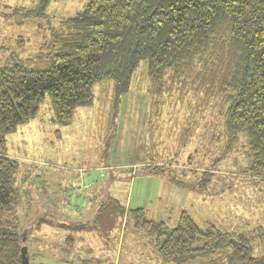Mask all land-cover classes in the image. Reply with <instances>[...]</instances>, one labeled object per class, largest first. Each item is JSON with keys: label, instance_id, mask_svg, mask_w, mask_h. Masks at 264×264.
<instances>
[{"label": "trees", "instance_id": "trees-1", "mask_svg": "<svg viewBox=\"0 0 264 264\" xmlns=\"http://www.w3.org/2000/svg\"><path fill=\"white\" fill-rule=\"evenodd\" d=\"M50 1L41 0L33 11L45 14ZM46 26L39 23L35 44L29 39L37 51L31 56L20 54L28 49L22 39L0 48V264H21L25 232L17 189L20 165L7 154V136L37 116L47 92L59 127L72 124L78 107L93 104V87L101 81L113 82L118 107L145 62L151 109L163 106L160 102L174 91L178 99L170 103L177 112L185 105H176L185 91L196 98L202 94L199 111L217 110L212 122L222 126L220 137L247 134L255 175L264 184V0H87L75 15ZM108 200L109 195L99 212ZM129 212L156 254L170 264H264V255L252 254L256 241L264 239L262 226L248 234L226 232L200 225L183 210L170 227L144 208ZM34 225L31 234L48 225L70 234L99 230L94 222L56 224L43 216ZM74 241L68 234L64 244ZM28 242L29 235L27 256L35 264Z\"/></svg>", "mask_w": 264, "mask_h": 264}, {"label": "rangeland", "instance_id": "rangeland-1", "mask_svg": "<svg viewBox=\"0 0 264 264\" xmlns=\"http://www.w3.org/2000/svg\"><path fill=\"white\" fill-rule=\"evenodd\" d=\"M40 2L0 0V48L15 45L17 38L28 47L20 52L23 57L35 54L29 39L34 44L39 40L34 35L39 23L57 26L82 10L87 0H51L45 14L37 15L33 10ZM133 85L117 107L113 82L95 84L93 104L78 107L66 127L54 124L47 92L37 116L17 128L14 145L7 136L12 158L20 165V228L29 235L33 263L170 264L135 227L129 212L135 208H144L151 219L170 227L183 210L200 225L210 223L226 232L248 234L264 227V184L255 175L247 134L232 140L220 137L222 126L212 122L217 110L199 111L200 93L196 98L185 91L176 103L185 104L178 112L172 104L178 99L176 91L159 109H151L146 62ZM107 195L110 200L99 212ZM41 216L56 224L94 222L99 230L68 231L75 239L69 246L64 244L67 232L55 225L31 234ZM252 254L264 255V239L256 241Z\"/></svg>", "mask_w": 264, "mask_h": 264}, {"label": "water", "instance_id": "water-1", "mask_svg": "<svg viewBox=\"0 0 264 264\" xmlns=\"http://www.w3.org/2000/svg\"><path fill=\"white\" fill-rule=\"evenodd\" d=\"M21 250H22V260L21 264H30L29 263V258L27 256L28 251H27V245H26V233H23L22 240H21Z\"/></svg>", "mask_w": 264, "mask_h": 264}, {"label": "crops", "instance_id": "crops-1", "mask_svg": "<svg viewBox=\"0 0 264 264\" xmlns=\"http://www.w3.org/2000/svg\"><path fill=\"white\" fill-rule=\"evenodd\" d=\"M22 126V125H21ZM17 133L18 132H15V133H13V134H11V135H9L10 136V146L11 145H14L15 143L12 141L13 140V136H15V135H17ZM8 136V137H9ZM8 137H7V140H6V147H7V154H8V156H10V157H15V156H13V154H12V152L9 150L10 149V147H9V142H8ZM15 141H16V138L14 139ZM17 140H19L18 139V137H17ZM89 185L91 184V183H88ZM91 186V185H90ZM90 186H86V187H90ZM89 194V193H88ZM90 196V195H89ZM89 203V201H87V203L85 204V205H87ZM84 206V205H83ZM74 221H77V220H74ZM74 221H72V223H78V222H74ZM80 222H82V221H80ZM63 223H66V221L65 222H63ZM68 223H71V222H68ZM67 232V231H66ZM67 234H68V232H67ZM64 236H66V235H64Z\"/></svg>", "mask_w": 264, "mask_h": 264}]
</instances>
